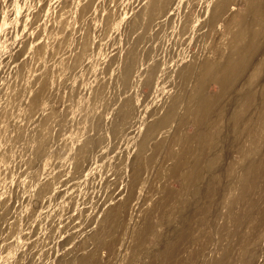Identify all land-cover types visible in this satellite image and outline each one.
<instances>
[{"label": "rangeland", "instance_id": "obj_1", "mask_svg": "<svg viewBox=\"0 0 264 264\" xmlns=\"http://www.w3.org/2000/svg\"><path fill=\"white\" fill-rule=\"evenodd\" d=\"M151 1L0 0V264H71L95 250L100 264H151L189 218L196 258L182 248L178 264H264V135L245 131L252 93V115L264 109V47L250 82L218 80L252 52L264 0H160L147 25ZM202 99L211 110L199 122ZM212 117L222 152L210 168L201 131ZM199 165L203 183L183 176ZM214 173L216 207L199 223Z\"/></svg>", "mask_w": 264, "mask_h": 264}, {"label": "bare ground", "instance_id": "obj_2", "mask_svg": "<svg viewBox=\"0 0 264 264\" xmlns=\"http://www.w3.org/2000/svg\"><path fill=\"white\" fill-rule=\"evenodd\" d=\"M159 1L160 0H152L151 1L150 8L148 10L149 19H148L147 25H148V23L150 24V22H152V21H153V23L155 22L154 21L155 20V11L159 5ZM257 17L261 23L262 29L258 34L254 35V42L251 45L252 52L248 53V55L244 56L241 61H238L235 63H232V62L228 63L225 66V68L223 69V71L220 73L218 80L221 83L231 82L232 88H236L242 84L245 85L248 82H250L252 75L255 73V72H253L254 71V65H252V64L254 63V61L257 59V57L260 54L261 55L263 54L262 48L264 47V12L259 11L257 13ZM151 25H153V24H151ZM147 27H149V26H147ZM41 55H42V53H41ZM30 58H32V57H30ZM30 58H29V60H30ZM31 61L33 62V60H31ZM241 67L243 68L242 69V71H243L242 75L244 74L243 76L238 74V70ZM209 68H212V65H210ZM236 78H238V79L235 81ZM261 90L263 91V89H261ZM231 91L232 90H230V92ZM40 93H42V91L37 92L35 94L34 99H33L35 103L40 101V99H41ZM256 96H257V94H255V93H252L250 95V101H249L247 107L251 111L250 119H251L252 124H251V126H248V127L246 126L247 128L245 127V131L247 134L251 135L254 139H259L261 136L264 135V109L257 108L255 116L252 115V113L256 109V107H255ZM260 101L262 102L263 100H260ZM226 102L227 103H225V106H223L225 108L223 109V112L221 113L222 117L227 116V114L224 113V110L227 108L228 98L226 99ZM262 104H263V102L261 103V105ZM261 105H259V106H261ZM210 110H211V106H210L209 102L205 99H202L200 107L196 113L197 120L200 122L204 118V116H206L210 113ZM219 121L220 120L218 118L212 117L210 119V122L208 123L207 128L204 131H201V137H202V142H203V146L201 147V150H202V152H206L205 154H206L207 158H206L205 162H207V164H208L207 167H210V168L211 167L213 168L215 166V164L218 162L220 155H221V152H222V148L220 146V143L219 142H212V135H213L215 129L217 128V126L219 125ZM219 135H220L219 140L221 141L225 135V131H221L219 133ZM161 146H162V143L158 142L153 147V150L156 152L161 148ZM196 152H197L196 148H194V147L189 148L188 158L186 160V164L184 167H188L191 164L192 158L196 154ZM259 167H260V165L258 163H256L255 167L249 173L247 181L245 182V185L243 187V196H246L249 193L251 186L253 185V183H255L256 178H257L258 173H259ZM205 168L206 167H204V165H201V166L199 165V166H197V168L194 171L183 170L182 173L186 179H190L194 176L197 179L198 183H203ZM219 188H220V179L218 178V173H214L213 175H211V177L208 181V191H207L205 197L201 201H199L197 206L195 207L196 212H202L203 210H207V215L205 217L201 218L199 220V223H203L204 221H206L207 220L206 218L208 217V215L216 207L215 201H216L218 194L220 192ZM118 211L120 213L125 214L127 211V205H120L118 207ZM262 220L263 219H261V221ZM211 221H213V220H211ZM195 224H196V222L189 218V220L184 225L173 230L171 232V236H170L171 243L169 245L165 246L164 250L161 253H159L153 259L151 264H164L165 260H166V262H168V264H178L180 262L179 256H180V253L182 252L181 249L184 248L185 250L190 251L189 243H191V241L192 242L195 241L194 240V238L196 237L195 236V232H196L195 226L197 225V224L196 225ZM256 227L257 226H255V228ZM203 228H204V226H203ZM255 231H257V230L255 229ZM253 232H254V229H253ZM253 232H252L251 238H254ZM257 232H255V234ZM255 236H257V235H255ZM258 236H260V235H258ZM251 238H250V240H253ZM117 240H118V234H117V231H115L114 233L110 234V236L103 242V245H106L110 248H113L114 245L116 244ZM254 240H256V239H254ZM251 242H249V243H251ZM182 244L185 245V247H181ZM134 255H131L130 257L128 256L129 258L125 264H134V262H133L134 257H135ZM188 255H189L188 256L189 261H190V259L194 260V258H196V257H194V258L192 257L191 251H190V253L188 252ZM196 255L197 254H195V256ZM247 260H249V259H247ZM233 263H235V262L233 261ZM71 264H100V257L98 254V250L91 251L90 253H87V255H83L78 261H76L75 263H71Z\"/></svg>", "mask_w": 264, "mask_h": 264}]
</instances>
